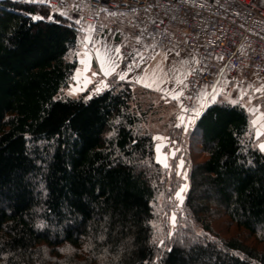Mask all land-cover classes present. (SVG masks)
Returning <instances> with one entry per match:
<instances>
[{"label":"trees","instance_id":"trees-1","mask_svg":"<svg viewBox=\"0 0 264 264\" xmlns=\"http://www.w3.org/2000/svg\"><path fill=\"white\" fill-rule=\"evenodd\" d=\"M46 12L0 0V264H264V153L244 134L249 112L224 100L202 111L189 134L202 158L189 164L183 206L203 233L180 227L170 252L157 249L149 221L169 187L143 126L149 90L113 81L87 103V90L62 94L79 27L30 15ZM220 218L255 244L211 236Z\"/></svg>","mask_w":264,"mask_h":264},{"label":"built area","instance_id":"built-area-1","mask_svg":"<svg viewBox=\"0 0 264 264\" xmlns=\"http://www.w3.org/2000/svg\"><path fill=\"white\" fill-rule=\"evenodd\" d=\"M145 2L158 3L159 7L145 12L141 7ZM68 3L86 5L82 11L72 13L81 20L78 27L93 24L96 26L93 35L97 38L112 30L119 43L127 39L128 47L123 50L129 58L135 55L133 47L146 61L156 49H172L171 52L179 49L201 58V63L195 65L197 73L189 77L196 87L190 86L180 98L185 106L196 105L197 93L204 84L217 80L220 69L223 73L219 79L228 75L237 81L242 78L249 81L254 72L264 76V0H195L194 7H189L192 0L183 3L135 0L131 5L129 0H68ZM129 6L138 10L133 13ZM137 35L141 37L139 43L134 39ZM210 50L213 55L222 54L223 60L209 57ZM189 91L191 97L185 98Z\"/></svg>","mask_w":264,"mask_h":264},{"label":"snow or ice","instance_id":"snow-or-ice-1","mask_svg":"<svg viewBox=\"0 0 264 264\" xmlns=\"http://www.w3.org/2000/svg\"><path fill=\"white\" fill-rule=\"evenodd\" d=\"M29 2L42 4L50 9V12H46L44 16L30 14L32 20H41L45 18L53 20L54 15L67 17L71 20L73 18L72 13L82 11L86 6L82 3L69 4L68 0H55V2H53V0H29ZM177 2L183 3V0H177ZM132 3H135V0H129V5ZM194 6L195 0H192L189 7ZM141 7L143 11L148 12L152 8L159 7V5L158 3L145 2L141 4ZM129 10L135 13L138 9L129 6ZM112 14L115 15V13ZM165 14L167 15V12H165ZM75 23L79 25L81 24V20L76 19ZM205 27H209V25H205ZM116 31L119 32L120 30L117 29ZM77 32L83 33V35L77 36V47L70 46L66 58L76 59L78 61V66L74 68V71L68 77L69 82L66 84L65 88L61 89L62 94L66 91V96H72L79 100V93L85 92V90L89 88V85H92L91 89L87 91L83 97L84 102L87 103L93 96L100 95L106 89H110L113 81L134 80L136 84L156 91H164L171 96L172 99L179 101V114L176 115V123L172 126L177 129H182L184 133L190 132V130L196 126L197 119L208 105L215 103L218 97H222L227 104L231 106L239 105L249 112L252 119L249 120V130L244 134L246 136L253 135V139L257 142L255 146L258 147L261 153H264V112L261 111V104L252 103V101L257 98L255 94L264 96V83H260L259 86H257L255 82L246 81V79L242 78L228 85L226 81H221L219 79L220 75L223 73V69H220V72L217 73V80L210 85H204L201 91L197 93L196 105L185 106L180 98L185 96V90H188L190 86L196 87V85H192L189 77L197 73L195 65L201 63V58L196 55L184 57L179 49H177L175 55L170 58L168 53L171 52L172 49H165L164 52L160 53L162 60L169 61V59H171L173 62L165 68L161 61L155 59V56L150 58L154 61V63L150 64L145 60L143 54L135 47L132 48V52L135 53V55L129 58L127 52L123 50L128 47L127 39L116 44L110 42L109 39L104 36L97 38L93 35V33L96 32V26L93 24H87L86 27H79L77 28ZM134 39L139 43L141 37L137 35ZM145 51H147V49H145ZM208 55L212 59L223 60L224 58L222 54L213 55L211 50ZM93 60L98 66L96 70H92ZM199 72L203 73L204 69L200 68ZM252 74L256 76L257 81L261 80L259 73L254 72ZM109 77H112V81L108 79ZM200 79H203V77H200ZM164 85H170V88L162 87ZM233 89L236 91L235 96L232 94ZM190 97L191 92L189 91L185 98ZM60 98V95L53 97V99ZM245 98H247V104H242L241 101ZM247 105L251 106L249 107ZM113 123H119V118ZM106 135L108 137L113 136L114 130L109 131ZM153 140L161 141V143L155 144L156 162L165 170L169 169L170 165L168 164L167 157L174 156L179 150L172 149L162 155V149L165 148L163 141L168 140V138L157 135L153 136ZM168 142L175 143L173 140H169ZM249 163H251V161ZM182 164L183 161L181 160L177 168L182 167ZM176 174L180 175L179 172ZM186 187V185H181L174 193L175 200L179 201L180 204L183 202L184 197L182 193L186 191ZM168 199L172 200V196L169 195ZM175 207L178 208L179 204ZM159 211L160 210L157 209V212ZM168 222L171 227L167 229L166 237L171 238L174 235L177 223L175 210H172ZM149 223L152 224L154 229L151 243L157 249L170 252L171 248L168 247L165 239L155 234L161 231L162 226L158 225L155 221H149ZM36 227L37 229H42L45 227V224L39 222ZM99 239L103 240L104 236L101 235ZM60 251H64V249H60ZM160 259V256H156L150 260H146L144 264H157Z\"/></svg>","mask_w":264,"mask_h":264},{"label":"rangeland","instance_id":"rangeland-1","mask_svg":"<svg viewBox=\"0 0 264 264\" xmlns=\"http://www.w3.org/2000/svg\"><path fill=\"white\" fill-rule=\"evenodd\" d=\"M16 1H28V0H16ZM72 17L73 20L76 19L75 16ZM162 52L164 51L157 49L154 50L153 56H155V59H158L160 53ZM157 54H159V56ZM168 54L169 57L171 58L172 56L175 55V51L169 52ZM182 54L184 57L193 55L190 52L182 53ZM161 61H163L162 58ZM172 63H168L167 65L163 64V65L165 66V68H167ZM93 67L94 70L97 69V65L95 64L94 61H93ZM260 77L261 80L259 81H257V79L253 80L257 84V86H259L260 83H264V76H260ZM220 80L226 81L228 85H231L233 82L237 81L235 78H231L228 75L223 76ZM204 85H209V84H204ZM232 94L233 96L236 95L235 89L232 90ZM255 95L257 96V98L254 99L252 103L261 104L262 106L261 111L264 112V96H261L260 94H255ZM140 99L142 105H144L143 107H149V111L146 113V120L143 124L144 128L150 131L152 138L153 136H157V135L165 136L168 138V140L163 141L165 148L162 149V155L166 154L169 150L172 149L179 150L176 152L174 156L167 157L168 164L170 165L169 169L165 170L160 165L165 171L166 174L165 185L169 187V190L167 194L165 195L161 194L157 196L154 200V212L156 215V221L158 225L162 226L161 231L158 232L159 234L157 236H159L162 239H165L166 242L171 239L166 237V231L169 227H171L168 221H169V217L171 216L172 210L176 211V216H177V223L175 226L174 233L180 227H182L183 230H185V229H189L188 227L192 225L195 228V232L197 234H202L203 233L202 228L197 223L192 222L188 218V216L185 215V210L183 206L185 195L188 189L187 171L189 164L193 161H198L202 158V154L198 152V146L193 143L192 139L194 138L191 139V137L189 136V134L192 133V129L190 130V132L184 133L182 129H177L172 126L176 123V115L179 114V106H178L179 104L178 101L172 99L171 96L169 95L164 96V94L154 93L149 90L148 92L147 91L140 92ZM217 100H223V98L218 97ZM241 103L247 104V98L242 100ZM247 106L250 107L251 105H247ZM250 117L252 119L251 115ZM169 140H173L175 141V143L174 144L169 143L168 142ZM157 143H161V141H154V151H155V144ZM155 155H154V159H155ZM181 160L183 161L182 167L177 168V165L180 164ZM177 172H179L180 175H177L176 174ZM181 185L187 186L186 191L182 193L184 197L182 204H180L179 201H176L174 196L175 191L178 190ZM169 195L172 196V200L168 199ZM177 204H179L178 208L175 207ZM157 209H159L160 211L157 212ZM212 230H213L211 232L212 234L210 233L211 236L213 235V233L225 237L243 236L241 238L245 240L247 244L249 245L255 244V239H253V237H247L243 235V232H241V230L237 229L234 225H229L228 223H226L224 218L217 219V221L213 225ZM258 248L262 249V246L259 245Z\"/></svg>","mask_w":264,"mask_h":264},{"label":"crops","instance_id":"crops-1","mask_svg":"<svg viewBox=\"0 0 264 264\" xmlns=\"http://www.w3.org/2000/svg\"><path fill=\"white\" fill-rule=\"evenodd\" d=\"M83 35V33H79V35L78 36H82ZM102 36H104V37H106V38H108L109 39V41L110 42H112V43H116V44H119V42H118V40H117V35L115 34V32L114 31H110V30H106L105 31V33L102 35ZM158 56H159V54H157ZM156 55V56H157ZM161 58H162V56L160 55L159 56V58L158 59H156L157 61H161ZM94 61V60H93ZM169 61H171V62H169ZM169 61H161V63L162 64H168V63H172V60H170L169 59ZM95 62V61H94ZM150 64L151 63H154V61H152V60H150V61H148ZM96 64V63H95ZM78 66V65H77ZM98 67V66H97ZM92 70H94V67H93V63H92ZM232 78V77H231ZM254 79H256V77L255 76H252L250 79H249V81H251L252 80V82H254L253 80ZM125 81H128V82H130L131 83V85L134 87V88H141V87H143L142 85H140V84H136L135 82H134V80H125ZM91 87H92V85H89V88L88 89H86L87 91H89L90 89H91ZM162 87H169L170 88V85H164V86H162ZM143 88H145V87H143ZM146 89H148V90H150V91H152V92H154V93H160V94H164V96H168V94L166 93V92H164V91H156V90H153V89H149V88H146ZM85 90V91H86ZM163 96V95H162Z\"/></svg>","mask_w":264,"mask_h":264}]
</instances>
